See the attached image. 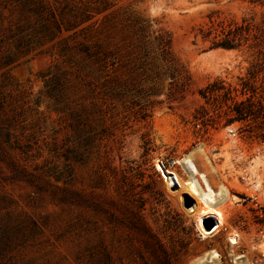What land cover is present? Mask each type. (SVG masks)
Masks as SVG:
<instances>
[{
    "label": "rangeland",
    "instance_id": "rangeland-1",
    "mask_svg": "<svg viewBox=\"0 0 264 264\" xmlns=\"http://www.w3.org/2000/svg\"><path fill=\"white\" fill-rule=\"evenodd\" d=\"M254 65L264 0H0V264H264V138L199 92ZM190 153L224 187L223 236L185 191Z\"/></svg>",
    "mask_w": 264,
    "mask_h": 264
},
{
    "label": "trees",
    "instance_id": "trees-1",
    "mask_svg": "<svg viewBox=\"0 0 264 264\" xmlns=\"http://www.w3.org/2000/svg\"><path fill=\"white\" fill-rule=\"evenodd\" d=\"M250 28L249 24H243L227 30L224 33L225 37L215 40L211 48L233 49L239 47L244 32H249ZM210 34L211 32H208L205 36ZM168 45L170 47V41L162 46L164 48ZM263 72V68L258 69V65H254V69L249 70L248 76L241 79L240 89L227 84L224 80H215L208 83L199 92L207 103L214 105L219 115L224 111L226 125L235 122L246 123L242 132L254 133L259 131L258 136L264 138V76L259 79V75ZM198 112L200 115H195L197 124L204 126L209 124L208 122L212 119L207 118L209 113L206 108H202Z\"/></svg>",
    "mask_w": 264,
    "mask_h": 264
},
{
    "label": "bare ground",
    "instance_id": "bare-ground-1",
    "mask_svg": "<svg viewBox=\"0 0 264 264\" xmlns=\"http://www.w3.org/2000/svg\"><path fill=\"white\" fill-rule=\"evenodd\" d=\"M180 162L183 164L184 168L188 169V176L187 179L188 184L185 186V191H187L191 196L196 198L203 207L201 208L199 212L203 211L200 214V219L202 216H216L218 220V226L213 231L212 236H207L205 233V230L203 231L204 238H210V237H216V236H223V231L229 226V218L227 214V206L222 204H215L210 198L215 191V188H218L220 190L224 189L223 186H215L211 183V181L208 179L205 173L201 172L195 165H194V156L193 153L185 155L182 159H180ZM159 167V165H158ZM175 174L174 176L171 175L172 180H178V175ZM186 181V180H185ZM176 182V181H175ZM182 191V190H181ZM180 194V192H179ZM181 195V194H180ZM204 217V218H205ZM202 227V225H200ZM203 229V228H202ZM228 240L231 244V250L230 255L233 258V260H239L243 257H246V255L239 254L236 252L235 248L236 245L241 243L242 235L239 231L233 229L228 234ZM263 250H264V244H263ZM221 256L222 254L217 249H208L201 256L197 258L193 262V264H206L214 263V264H221ZM239 264V263H238ZM245 264H250L249 262H245Z\"/></svg>",
    "mask_w": 264,
    "mask_h": 264
},
{
    "label": "water",
    "instance_id": "water-1",
    "mask_svg": "<svg viewBox=\"0 0 264 264\" xmlns=\"http://www.w3.org/2000/svg\"><path fill=\"white\" fill-rule=\"evenodd\" d=\"M211 227H212V226H211ZM211 227H210V228H211Z\"/></svg>",
    "mask_w": 264,
    "mask_h": 264
}]
</instances>
